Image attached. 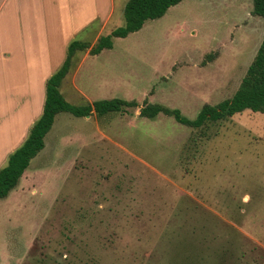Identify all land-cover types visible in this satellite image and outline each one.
<instances>
[{
  "label": "rangeland",
  "instance_id": "374dc122",
  "mask_svg": "<svg viewBox=\"0 0 264 264\" xmlns=\"http://www.w3.org/2000/svg\"><path fill=\"white\" fill-rule=\"evenodd\" d=\"M119 6L103 35L124 24ZM263 36L252 0H182L90 56L81 90L136 105L57 114L0 199V264H162L183 239L205 240L211 263L226 250L222 264H264V113H237L206 135L139 114L159 104L194 119L229 98Z\"/></svg>",
  "mask_w": 264,
  "mask_h": 264
},
{
  "label": "crops",
  "instance_id": "0c3cea01",
  "mask_svg": "<svg viewBox=\"0 0 264 264\" xmlns=\"http://www.w3.org/2000/svg\"><path fill=\"white\" fill-rule=\"evenodd\" d=\"M117 1L123 13L127 0H0V168L40 117L46 81L62 65L68 44L84 32L81 41L94 45L115 19ZM85 51L76 52L59 90L91 103L95 99L75 80L84 62L102 51Z\"/></svg>",
  "mask_w": 264,
  "mask_h": 264
},
{
  "label": "trees",
  "instance_id": "16d2710c",
  "mask_svg": "<svg viewBox=\"0 0 264 264\" xmlns=\"http://www.w3.org/2000/svg\"><path fill=\"white\" fill-rule=\"evenodd\" d=\"M182 0H127L123 9L124 24L110 33L101 35L94 45L81 40H72L67 46L66 58L62 65L47 79L45 99L40 117L33 123L29 133L20 146L8 155L6 164L0 168V199L6 197L18 184L20 177L29 167L31 160L44 148V137L51 129L55 117L60 112H68L76 117L92 114L102 116L109 112H121L126 107H134L133 101L121 98L99 99L83 105L69 103L61 94L59 86L69 72L77 51L89 47L90 54H98L103 49L111 48L115 37H126L138 31L147 20L160 18L169 7ZM253 12L264 18V0H252ZM245 110L264 113V36L248 65L234 93L216 104H204L194 119L181 115L177 109H169L159 104H146L140 108V115L154 118L159 113L173 115L174 118L192 129L206 135L212 125L227 120ZM183 239L172 252L171 258L162 264H222L227 251L216 252L217 258L211 263V250H207L205 240Z\"/></svg>",
  "mask_w": 264,
  "mask_h": 264
}]
</instances>
